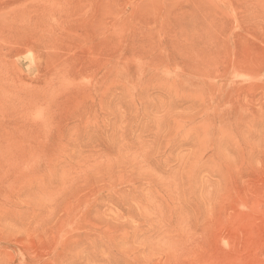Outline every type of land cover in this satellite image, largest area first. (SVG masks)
I'll return each mask as SVG.
<instances>
[{
	"label": "rangeland",
	"instance_id": "1",
	"mask_svg": "<svg viewBox=\"0 0 264 264\" xmlns=\"http://www.w3.org/2000/svg\"><path fill=\"white\" fill-rule=\"evenodd\" d=\"M0 264H264V0H0Z\"/></svg>",
	"mask_w": 264,
	"mask_h": 264
}]
</instances>
